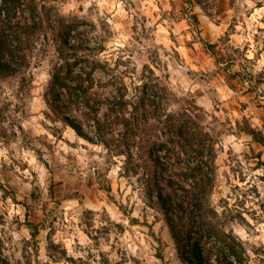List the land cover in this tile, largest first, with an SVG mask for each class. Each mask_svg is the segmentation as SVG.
<instances>
[{"label":"rangeland","instance_id":"obj_1","mask_svg":"<svg viewBox=\"0 0 264 264\" xmlns=\"http://www.w3.org/2000/svg\"><path fill=\"white\" fill-rule=\"evenodd\" d=\"M50 2L97 47V90L113 96L120 76L135 98L168 84L170 109L214 135L213 261L264 264V0ZM57 48L43 37L28 67L0 79V264H188L126 157L50 117Z\"/></svg>","mask_w":264,"mask_h":264},{"label":"trees","instance_id":"obj_2","mask_svg":"<svg viewBox=\"0 0 264 264\" xmlns=\"http://www.w3.org/2000/svg\"><path fill=\"white\" fill-rule=\"evenodd\" d=\"M76 27L50 0H0V79L28 67L42 38L51 34L59 57L45 94L50 117L126 157L128 172L141 181L152 205L160 206L188 264H219L208 240L221 231L211 200L217 180L216 138L188 109H170L174 91L168 84H145L135 98L120 76L113 96L97 90V47L77 39L72 33ZM217 59L227 61L221 55ZM229 247L244 262L243 249L236 242Z\"/></svg>","mask_w":264,"mask_h":264}]
</instances>
